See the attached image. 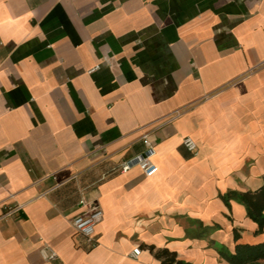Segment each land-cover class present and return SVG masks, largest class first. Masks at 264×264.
Returning <instances> with one entry per match:
<instances>
[{
	"label": "crops",
	"instance_id": "obj_1",
	"mask_svg": "<svg viewBox=\"0 0 264 264\" xmlns=\"http://www.w3.org/2000/svg\"><path fill=\"white\" fill-rule=\"evenodd\" d=\"M262 187L264 0H0V264H234Z\"/></svg>",
	"mask_w": 264,
	"mask_h": 264
},
{
	"label": "built area",
	"instance_id": "obj_2",
	"mask_svg": "<svg viewBox=\"0 0 264 264\" xmlns=\"http://www.w3.org/2000/svg\"><path fill=\"white\" fill-rule=\"evenodd\" d=\"M143 142L146 146L145 152L124 162L121 167L122 171H127L135 165L139 166L143 170L144 175L148 177L159 171V166L152 159L155 154V148L147 133L143 136ZM183 145L193 154L198 152V143L192 136L184 137ZM80 204L86 208L74 217L72 221L73 227L76 232L86 238L91 246H95L97 244L96 228L104 217V210L98 201H88L85 198H81ZM12 210L14 211L15 208H10V211ZM141 251V247L137 246L133 249L132 255L138 257ZM41 253L49 261H54L59 257L57 251L48 243L43 246Z\"/></svg>",
	"mask_w": 264,
	"mask_h": 264
},
{
	"label": "trees",
	"instance_id": "obj_3",
	"mask_svg": "<svg viewBox=\"0 0 264 264\" xmlns=\"http://www.w3.org/2000/svg\"><path fill=\"white\" fill-rule=\"evenodd\" d=\"M230 196L239 198L247 206L249 215L258 223V230L262 231L264 228V187L255 191L228 192L225 199L228 201ZM221 251L230 261L238 264L251 257L264 256V242L255 245L238 243L234 253L226 247H222Z\"/></svg>",
	"mask_w": 264,
	"mask_h": 264
}]
</instances>
